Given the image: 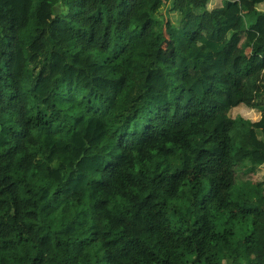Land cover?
Instances as JSON below:
<instances>
[{
    "label": "trees",
    "instance_id": "trees-1",
    "mask_svg": "<svg viewBox=\"0 0 264 264\" xmlns=\"http://www.w3.org/2000/svg\"><path fill=\"white\" fill-rule=\"evenodd\" d=\"M62 1L0 0V264H264V0Z\"/></svg>",
    "mask_w": 264,
    "mask_h": 264
},
{
    "label": "rangeland",
    "instance_id": "rangeland-1",
    "mask_svg": "<svg viewBox=\"0 0 264 264\" xmlns=\"http://www.w3.org/2000/svg\"><path fill=\"white\" fill-rule=\"evenodd\" d=\"M221 4L220 0L218 2L216 1H211L210 2V6L211 7H215L217 5ZM65 5V4H64ZM250 5V4H249ZM252 7V6H251ZM260 9H264V4L258 6ZM167 4H165L163 6V8L160 10V12L165 16V19L169 18L170 16L173 17L174 20L177 19V12H172L171 15L167 14ZM57 12H61L60 8ZM171 17V18H172ZM245 40H246V36L245 35H241L238 37V39L233 40L230 45L228 46V49L233 51L236 56L240 55L243 52H249L250 49L245 47ZM171 43H167L164 45V51L166 53H168L169 49H171ZM32 57V56H31ZM39 56L38 54L33 56L32 59L35 60L37 59ZM230 115L233 118H236L238 116H243L245 118L251 119L253 121H257L260 119L261 117V112L257 109V108H253L250 105H245L242 104L240 106H237L235 108H233L230 111ZM252 179L254 181L256 180H260V179H264V167L258 169V171L256 172V174L251 176ZM72 218V211L71 209L66 205V201H61L58 203L54 204V212L52 214V219L54 221V225L57 228H60L64 223L68 222L70 219Z\"/></svg>",
    "mask_w": 264,
    "mask_h": 264
},
{
    "label": "crops",
    "instance_id": "crops-1",
    "mask_svg": "<svg viewBox=\"0 0 264 264\" xmlns=\"http://www.w3.org/2000/svg\"><path fill=\"white\" fill-rule=\"evenodd\" d=\"M213 2L216 1V0H212ZM64 2V0L62 1ZM218 2V1H216ZM220 5V4H219ZM61 7V4H59L58 2L56 4H54V10L57 12L59 10V8ZM216 7V6H215ZM262 115V113H261ZM261 118V117H260Z\"/></svg>",
    "mask_w": 264,
    "mask_h": 264
}]
</instances>
